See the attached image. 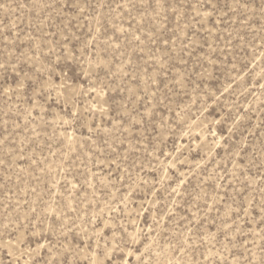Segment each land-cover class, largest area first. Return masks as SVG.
<instances>
[{
    "label": "rangeland",
    "instance_id": "374dc122",
    "mask_svg": "<svg viewBox=\"0 0 264 264\" xmlns=\"http://www.w3.org/2000/svg\"><path fill=\"white\" fill-rule=\"evenodd\" d=\"M0 264H264V0H0Z\"/></svg>",
    "mask_w": 264,
    "mask_h": 264
}]
</instances>
